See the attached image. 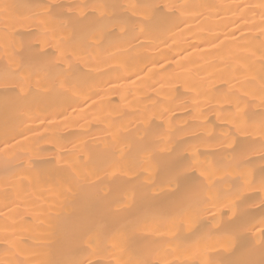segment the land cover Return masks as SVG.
<instances>
[{
	"label": "bare ground",
	"instance_id": "1",
	"mask_svg": "<svg viewBox=\"0 0 264 264\" xmlns=\"http://www.w3.org/2000/svg\"><path fill=\"white\" fill-rule=\"evenodd\" d=\"M0 264H264V0H0Z\"/></svg>",
	"mask_w": 264,
	"mask_h": 264
}]
</instances>
